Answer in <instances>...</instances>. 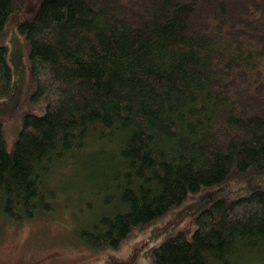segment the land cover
Returning <instances> with one entry per match:
<instances>
[{
	"label": "trees",
	"instance_id": "obj_1",
	"mask_svg": "<svg viewBox=\"0 0 264 264\" xmlns=\"http://www.w3.org/2000/svg\"><path fill=\"white\" fill-rule=\"evenodd\" d=\"M25 1L0 0V35L22 36L44 110L11 149L0 120L1 216L53 212L77 191L74 236L116 247L230 171L264 169V0ZM10 81L0 42V95ZM194 221L152 264H264V189Z\"/></svg>",
	"mask_w": 264,
	"mask_h": 264
},
{
	"label": "rangeland",
	"instance_id": "obj_2",
	"mask_svg": "<svg viewBox=\"0 0 264 264\" xmlns=\"http://www.w3.org/2000/svg\"><path fill=\"white\" fill-rule=\"evenodd\" d=\"M38 1L26 0L25 11L32 13ZM0 42L6 45L11 69L9 89L0 95V120L6 147L11 149L24 116L42 113L44 101L32 97L27 47L14 25L0 35ZM255 189H264V169L232 170L223 181L189 193L161 216L131 229L118 246L102 248H90L74 236V210L69 203L79 193L71 190L53 212L21 221L0 215V264H152L153 250L164 239L178 232L191 237L194 217L201 209L215 199L232 200Z\"/></svg>",
	"mask_w": 264,
	"mask_h": 264
},
{
	"label": "flooded vegetation",
	"instance_id": "obj_3",
	"mask_svg": "<svg viewBox=\"0 0 264 264\" xmlns=\"http://www.w3.org/2000/svg\"><path fill=\"white\" fill-rule=\"evenodd\" d=\"M40 263H42V262H36V263H28V264H40ZM124 263V262H123ZM122 262L121 263H119V264H123ZM42 264H44V263H42Z\"/></svg>",
	"mask_w": 264,
	"mask_h": 264
},
{
	"label": "bare ground",
	"instance_id": "obj_4",
	"mask_svg": "<svg viewBox=\"0 0 264 264\" xmlns=\"http://www.w3.org/2000/svg\"><path fill=\"white\" fill-rule=\"evenodd\" d=\"M39 99H40V98H39ZM40 101H41V99H40ZM40 101H39V102H40ZM39 104H40V103H39ZM33 114H34V113H33ZM63 165H64V164H63ZM65 170H66V168H65ZM63 171H64V170H63ZM43 214H44V213H43ZM4 215H5V214H4ZM4 215H3V216H4ZM157 216H159V215H157ZM29 218H30V217H29ZM152 219H153V218H152Z\"/></svg>",
	"mask_w": 264,
	"mask_h": 264
}]
</instances>
